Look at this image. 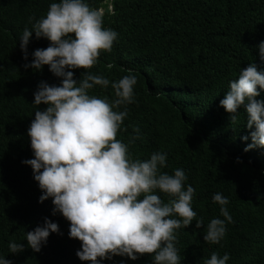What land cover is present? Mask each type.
I'll return each instance as SVG.
<instances>
[{"label": "trees", "instance_id": "trees-1", "mask_svg": "<svg viewBox=\"0 0 264 264\" xmlns=\"http://www.w3.org/2000/svg\"><path fill=\"white\" fill-rule=\"evenodd\" d=\"M53 2L57 0H0V255L12 264H91L77 255L82 241L69 236L71 221L53 214V198L40 202L43 190L34 169L23 163L35 158L28 133L35 112L48 107L35 105L34 94L42 81L59 85L62 78L49 65L24 67L37 48H47L51 41L33 32L25 60L20 37L25 27L46 16ZM87 2L104 8V26L116 30L118 39L111 51L101 50L92 68L72 70L75 78L88 71L110 81L135 75L134 101L117 109L128 112L117 139H135L129 144L132 159L166 152L167 167L161 171L174 174L183 168L185 188L191 184L196 189L192 207L197 217L177 230L181 264H203L213 251L230 253L227 264H264V147L245 151L255 126L247 127L243 106L232 124L220 104L243 68L256 63L264 69L258 47L264 41V0ZM89 93L115 98L111 84ZM257 99H264V90ZM217 192L229 198L233 221L221 242L210 244L204 240L207 223L226 219L212 200ZM159 195L168 202L166 194ZM46 217L58 223L60 232L50 233L36 252L27 246L26 233L42 226ZM200 218L205 226L197 228ZM12 240L25 249L11 253ZM152 255L136 260L115 255L103 264H153Z\"/></svg>", "mask_w": 264, "mask_h": 264}, {"label": "clouds", "instance_id": "clouds-1", "mask_svg": "<svg viewBox=\"0 0 264 264\" xmlns=\"http://www.w3.org/2000/svg\"><path fill=\"white\" fill-rule=\"evenodd\" d=\"M33 32L51 43L47 48H37L32 53L34 59L24 67L42 69L49 65L62 78L59 85L42 81L34 94L35 105L43 102L48 107L35 112L28 129L35 158L23 163L34 169V178L43 190L40 202L52 197L53 214L60 212L71 221L69 236L82 241L77 255L83 261L103 264V259L115 255L136 260L149 253L153 254V264H181L177 230L188 227L197 217L192 207L196 189L191 184L185 188L188 177L183 168L174 169V174L161 171L167 167L166 152L132 159L129 144L135 139L128 143L117 139L128 115L126 108L117 109L134 101L137 77L130 74L110 81L88 71L77 80L72 71L92 68L101 50L111 51L118 39L116 30L104 26V8L92 7L87 0L51 3L46 16L23 30L20 47L25 60ZM258 47L264 61V41ZM110 84L114 89L112 100L89 93L97 85L107 88ZM262 90L264 69L251 63L241 70L238 79L230 81V89L220 100L231 114L232 124L238 121V110L243 106L247 127L255 126L250 133L252 143L245 151L264 147V99H257ZM248 138L243 137L245 141ZM161 192L169 197L167 203ZM212 200L221 206L226 219L212 218L204 240L219 244L233 218L227 196L217 192ZM204 226L203 218L196 220L197 228ZM52 232H60L59 225L46 217L42 226L26 233L27 246L39 252ZM8 247L11 253H19L26 245L12 240ZM229 259L230 253L221 256L213 251L203 264H227ZM0 264L12 261L0 255Z\"/></svg>", "mask_w": 264, "mask_h": 264}]
</instances>
